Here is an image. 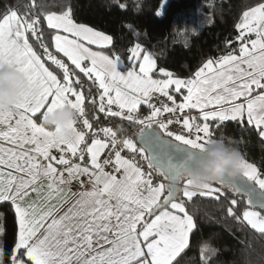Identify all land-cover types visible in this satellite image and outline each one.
Returning a JSON list of instances; mask_svg holds the SVG:
<instances>
[{
  "label": "snow or ice",
  "instance_id": "obj_1",
  "mask_svg": "<svg viewBox=\"0 0 264 264\" xmlns=\"http://www.w3.org/2000/svg\"><path fill=\"white\" fill-rule=\"evenodd\" d=\"M36 7L31 0L30 15L8 9L0 16V68L22 73L27 82L16 102L0 111V203L11 204L16 225L10 264H174L197 227L185 198L228 200L226 183L232 192L227 216L264 235V173L243 156L236 179L197 186L185 179L181 195L176 187L185 169L197 167L212 125H247L264 140V0L247 7L234 25L238 49L208 58L187 78L163 67L154 78L157 61L140 43L128 48L122 67L121 56L103 51L113 37L75 22L71 8L42 13L50 46ZM82 77L98 86L96 96L86 95ZM86 104L96 109L95 121L103 114L140 125L139 146L109 127L98 138ZM141 105L149 109L142 118ZM64 107L77 113L83 129L77 119L70 122L69 139L59 127L38 122ZM85 154L84 165L73 159L85 161ZM154 173L163 179L157 182ZM83 177L90 190L73 192L74 182L84 187ZM67 193L76 199L58 209L53 201L63 205ZM237 195L247 196L239 214ZM204 251L202 264H210L216 251ZM5 255L0 248V264Z\"/></svg>",
  "mask_w": 264,
  "mask_h": 264
},
{
  "label": "trees",
  "instance_id": "obj_2",
  "mask_svg": "<svg viewBox=\"0 0 264 264\" xmlns=\"http://www.w3.org/2000/svg\"><path fill=\"white\" fill-rule=\"evenodd\" d=\"M161 2L162 0H36L35 13L40 15L41 27L50 46V31L42 13L59 14L71 8L75 22L113 37V45L103 51L110 56L113 52L121 56L122 67L127 65L128 48L140 43L157 61L154 78H160V67L181 78H187L208 58H217L232 49H238L234 25L242 12L247 7L254 6L257 0H168L162 14L157 16ZM30 3L31 0H0V16L8 9L16 10L21 16L30 15ZM121 3L126 4V9L119 8ZM227 41H233L230 48L226 47ZM30 42L39 52L38 44L31 37ZM82 79L86 95L96 96L98 86L87 78ZM85 107L87 118L94 123L95 131L109 127L117 133L118 139L128 138L135 142L140 125L119 117L105 118L103 114H100L99 121H95L96 109L91 104H86ZM139 110L146 114L148 109L141 106ZM192 115L198 113L193 111ZM38 122H42V117H38ZM78 123L79 117L77 126ZM80 128L82 129L81 124ZM212 130L214 136L230 147L237 148L248 162L254 163L264 173V140L259 138L253 127L245 125L242 128L228 122L218 128L212 125ZM154 179L160 181L163 178L154 173ZM182 179L181 177L180 182ZM178 189V195H181L180 185ZM223 191L228 194V200L221 199L218 202L196 196L192 201H187L185 198L186 210L193 216L197 227L190 234L189 247L176 258L174 264H202L205 248L216 251L210 264H264V235L257 233L246 223L227 216L225 209L232 198V192L228 185L223 186ZM235 198L241 201L237 210L239 214L246 207L244 201L247 199L243 195ZM0 227L4 229V234L0 235V248L6 253L4 264H10L8 257L16 233L14 211L10 203H0Z\"/></svg>",
  "mask_w": 264,
  "mask_h": 264
},
{
  "label": "clouds",
  "instance_id": "obj_3",
  "mask_svg": "<svg viewBox=\"0 0 264 264\" xmlns=\"http://www.w3.org/2000/svg\"><path fill=\"white\" fill-rule=\"evenodd\" d=\"M26 88L27 82L22 73L7 67L0 68V111L12 106L18 94ZM76 119L77 113L73 109L57 108L42 117V125L53 130L59 127L61 135L69 139L74 133L68 125ZM241 159L242 155L237 148L230 147L221 140L212 139L204 147L197 167L185 169L182 178L193 186L217 182L225 178L231 179L239 175Z\"/></svg>",
  "mask_w": 264,
  "mask_h": 264
},
{
  "label": "built area",
  "instance_id": "obj_4",
  "mask_svg": "<svg viewBox=\"0 0 264 264\" xmlns=\"http://www.w3.org/2000/svg\"><path fill=\"white\" fill-rule=\"evenodd\" d=\"M157 95H159V94H157ZM159 99H160L161 101L167 102V101H166V98H164V97H160ZM154 102H155V101H154ZM145 107H147V106H145ZM147 109H148V108H147ZM148 112H149V109L147 110L146 115H148ZM139 115H140L141 118H142L143 116H146V115H142V114H139ZM191 115H192V113H191ZM78 127L80 128V124H79V123H78ZM172 128H173L174 131H179V126H177V125H173ZM96 132L99 133V137L104 138V137H103V133H100L99 131H96ZM212 139H218V140H220L219 138H217V137L214 136V135H213ZM120 140H121V139H120ZM53 153H54L55 155H59V153H57L56 151H54ZM104 155H105V154L102 153V157H103ZM123 155H124L125 157H129L131 154H130L127 150H124ZM136 159H137L138 161L140 160V158H139L138 155H137ZM141 163H142V166H143V167H145V168L147 167L146 163H143V162H141ZM106 170H107V171H111L112 169H111V168H106ZM82 179L84 180V187H83V188H81L80 185H79L78 183H76V182H74V183L71 185L72 190H73L74 192H76V191H81V190H83V189H85V188H88V187L90 186V184L87 182V177H83Z\"/></svg>",
  "mask_w": 264,
  "mask_h": 264
},
{
  "label": "crops",
  "instance_id": "obj_5",
  "mask_svg": "<svg viewBox=\"0 0 264 264\" xmlns=\"http://www.w3.org/2000/svg\"><path fill=\"white\" fill-rule=\"evenodd\" d=\"M93 47H96V46H93ZM93 50H95V49L93 48ZM141 106L145 107V105H141ZM141 106H140V107H141ZM193 111H195V110H193ZM193 111H192L191 113H193ZM139 114H140V110H139ZM76 127H77L79 130H83V129L79 128L77 125H76ZM49 129H50V128H49ZM50 130H52V129H50ZM98 138H102V137H98ZM89 143H90V142H89ZM69 155H70V154H69ZM73 159H74L76 162L81 163L82 165H84V164L86 163V161H87V155H86V159H85V161H80V160L78 159V157H75V158H73ZM87 166L91 167L90 164H88ZM157 182H159V181H157ZM41 183L46 185V184H47V181L44 180V179H42V180H41ZM90 188H91V185H90L88 188H85V189H83V190H81V191L90 190ZM72 191H73V190H72ZM73 192H74V191H73ZM75 199H76L75 196H73L71 193H67V202H66V203H63V205H61V201H60V200L53 201V203L56 204V206H57L58 209H66V208L70 205V203L74 202Z\"/></svg>",
  "mask_w": 264,
  "mask_h": 264
},
{
  "label": "water",
  "instance_id": "obj_6",
  "mask_svg": "<svg viewBox=\"0 0 264 264\" xmlns=\"http://www.w3.org/2000/svg\"><path fill=\"white\" fill-rule=\"evenodd\" d=\"M139 135H140V132H139V134L137 135V137H136V139H135V142L138 144V146H139V144L141 143V141H140V139H139ZM200 156H202V153L200 154ZM233 179H236V178H231V179H229V178H225L226 181H230V180H233ZM180 181H181V179H180ZM180 181H179V183L176 185L177 188L179 187ZM225 185L230 186V185L227 184V183H226ZM243 196H245L246 199H247V196H246V195H243Z\"/></svg>",
  "mask_w": 264,
  "mask_h": 264
},
{
  "label": "rangeland",
  "instance_id": "obj_7",
  "mask_svg": "<svg viewBox=\"0 0 264 264\" xmlns=\"http://www.w3.org/2000/svg\"><path fill=\"white\" fill-rule=\"evenodd\" d=\"M167 1L168 0H165V3H164V0H162V2H161V4L162 3H164V5H163V7L166 5V3H167ZM161 4H160V6H161ZM160 10V8L158 9V11ZM162 10H163V8H162ZM253 38H255L254 36H253ZM140 114H142L141 112H140ZM142 115H146V114H142ZM55 150H53V152H54ZM54 154V153H53ZM55 155V154H54ZM185 179H182V182H180V186H181V189L183 190V187H184V183H183V181H184ZM246 223V222H245Z\"/></svg>",
  "mask_w": 264,
  "mask_h": 264
}]
</instances>
